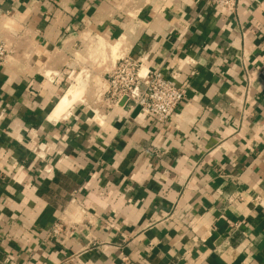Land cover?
Segmentation results:
<instances>
[{"label":"crops","instance_id":"obj_1","mask_svg":"<svg viewBox=\"0 0 264 264\" xmlns=\"http://www.w3.org/2000/svg\"><path fill=\"white\" fill-rule=\"evenodd\" d=\"M0 41V264H264V0H0ZM124 55L184 92L167 124L95 113Z\"/></svg>","mask_w":264,"mask_h":264},{"label":"built area","instance_id":"obj_2","mask_svg":"<svg viewBox=\"0 0 264 264\" xmlns=\"http://www.w3.org/2000/svg\"><path fill=\"white\" fill-rule=\"evenodd\" d=\"M209 2L214 8L235 13L239 0H209ZM11 54L8 45L0 41V66ZM141 68V63L131 57L127 55L119 57L107 72L106 87H98L95 90V103L101 106L95 108V113L100 115L102 110L118 107L120 102L126 99L125 104L139 109L140 113L152 116L161 124H167L177 106L183 101L184 92L157 71H146L142 76ZM66 77L74 81L76 77L79 80L80 75L75 73V69L70 68Z\"/></svg>","mask_w":264,"mask_h":264},{"label":"bare ground","instance_id":"obj_3","mask_svg":"<svg viewBox=\"0 0 264 264\" xmlns=\"http://www.w3.org/2000/svg\"><path fill=\"white\" fill-rule=\"evenodd\" d=\"M102 42V41H101ZM100 42V43H101ZM97 43H99V40H98V42ZM103 45V44H102ZM117 46H119V45H117ZM104 47V46H103ZM103 47L101 48V45H100V48L101 49H103ZM98 48V47H97ZM111 48V47H110ZM115 48H117V47H114V50H115ZM119 48H120V46H119ZM118 48V49H119ZM118 49H116V50H118ZM115 50V51H116ZM111 51H112V49H111ZM115 51H112L113 53L115 52ZM78 80V77H76L75 79H74V81H77ZM80 82H81V80H80ZM79 82V83H80ZM77 84V83H76ZM83 84V83H82ZM80 85H81V83H80ZM85 86V85H84ZM84 86L82 87V85L81 86H79V84L75 87V88H73V89H71V90H67L68 92L65 94V96L61 99V101L59 102V104L57 105V108H56V110H55V112H53L52 113V115H53V118H57V117H59L60 115H62L63 114V112H65L71 105H73V103H75V101H77V100H79V99H81V98H83L82 97V91H81V87L82 88H84ZM72 87V86H71ZM71 87H69V88H71ZM82 94V95H81ZM66 114V113H65ZM52 117V116H51ZM53 120V119H52Z\"/></svg>","mask_w":264,"mask_h":264},{"label":"rangeland","instance_id":"obj_4","mask_svg":"<svg viewBox=\"0 0 264 264\" xmlns=\"http://www.w3.org/2000/svg\"><path fill=\"white\" fill-rule=\"evenodd\" d=\"M89 59L90 60H92L93 59V61H94V58H93V55H92V53L90 54V56H89ZM80 70H84L85 72L84 73H80V72H78V71H80ZM75 73H79V75H80V80L83 82V84L85 85L84 86V90L88 87V86H90V84H91V81H90V70L89 69H87L86 67H78L76 70H75Z\"/></svg>","mask_w":264,"mask_h":264},{"label":"water","instance_id":"obj_5","mask_svg":"<svg viewBox=\"0 0 264 264\" xmlns=\"http://www.w3.org/2000/svg\"><path fill=\"white\" fill-rule=\"evenodd\" d=\"M125 101L126 99H123L121 102H120V105L123 106L125 104Z\"/></svg>","mask_w":264,"mask_h":264}]
</instances>
